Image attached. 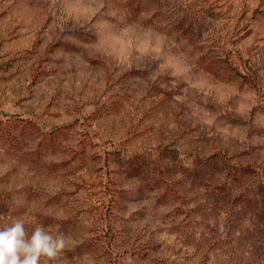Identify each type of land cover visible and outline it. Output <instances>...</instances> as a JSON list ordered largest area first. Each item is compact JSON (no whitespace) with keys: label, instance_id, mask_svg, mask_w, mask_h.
<instances>
[{"label":"rangeland","instance_id":"rangeland-1","mask_svg":"<svg viewBox=\"0 0 264 264\" xmlns=\"http://www.w3.org/2000/svg\"><path fill=\"white\" fill-rule=\"evenodd\" d=\"M16 218L47 264H264V0H0Z\"/></svg>","mask_w":264,"mask_h":264},{"label":"clouds","instance_id":"clouds-1","mask_svg":"<svg viewBox=\"0 0 264 264\" xmlns=\"http://www.w3.org/2000/svg\"><path fill=\"white\" fill-rule=\"evenodd\" d=\"M68 245V237L57 231L53 235L43 226L29 234L23 218L0 228V264H42V258L55 261Z\"/></svg>","mask_w":264,"mask_h":264}]
</instances>
